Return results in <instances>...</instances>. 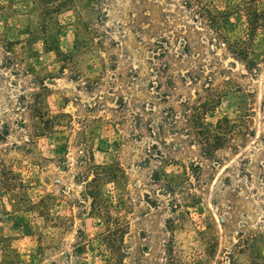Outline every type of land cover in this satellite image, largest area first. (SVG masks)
<instances>
[{"label":"rangeland","instance_id":"obj_1","mask_svg":"<svg viewBox=\"0 0 264 264\" xmlns=\"http://www.w3.org/2000/svg\"><path fill=\"white\" fill-rule=\"evenodd\" d=\"M44 1L0 0V264H264V26L202 0L245 65L185 0Z\"/></svg>","mask_w":264,"mask_h":264},{"label":"trees","instance_id":"obj_2","mask_svg":"<svg viewBox=\"0 0 264 264\" xmlns=\"http://www.w3.org/2000/svg\"><path fill=\"white\" fill-rule=\"evenodd\" d=\"M240 1L241 2L238 5V7L241 9V11L245 13L247 17L249 34L253 35L258 27L264 26V9H261L259 7L260 0H240ZM45 2L46 1H44L43 3L42 0H39L41 6H48ZM185 3H186L185 4L186 7L191 8L193 11L197 13V15L201 18L203 24H205V26L208 28V30L213 32L214 36H211L212 37L211 39L218 42H222L224 45H226V49L229 51L230 54H232V56L235 59L243 61L246 65L248 62L247 50L245 46L240 42L227 41V38L223 35L221 30V19L219 18V14H218L220 12L217 9L213 11L212 8L208 7L206 4H203L202 0H185ZM246 68L249 69L248 66ZM37 94L38 92L36 91L33 92V95H35V97ZM180 103L181 105H197L195 102H192V104H190V102L181 101ZM31 104L32 101L30 100L27 101L26 107L29 108L28 110L29 112H31L32 122L37 123L38 122L37 119L44 118L45 115L43 114L42 109H39V111H37L38 109L34 107L33 109L30 108ZM207 104L209 103L207 102L204 103V105ZM224 120L228 121V119H224ZM206 134L207 135L197 140V144L204 156H206L207 158H213L215 155V150H217V148H215L213 143H211L210 141V133H208L207 131ZM109 171L112 172V170L110 169ZM91 172L94 177L91 180L86 178L87 184L97 179L95 178L96 176L101 175L100 172L97 173V171H91ZM101 178H105V177H101ZM108 264H114L113 258H110Z\"/></svg>","mask_w":264,"mask_h":264}]
</instances>
